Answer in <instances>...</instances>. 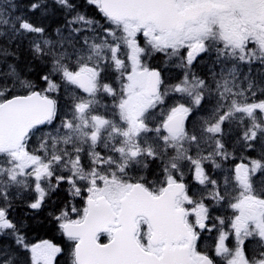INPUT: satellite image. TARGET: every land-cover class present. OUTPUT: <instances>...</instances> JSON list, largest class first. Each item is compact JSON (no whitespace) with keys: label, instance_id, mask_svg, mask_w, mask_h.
Returning <instances> with one entry per match:
<instances>
[{"label":"snow or ice","instance_id":"snow-or-ice-1","mask_svg":"<svg viewBox=\"0 0 264 264\" xmlns=\"http://www.w3.org/2000/svg\"><path fill=\"white\" fill-rule=\"evenodd\" d=\"M62 185L69 264H264V0H0V264Z\"/></svg>","mask_w":264,"mask_h":264},{"label":"trees","instance_id":"trees-1","mask_svg":"<svg viewBox=\"0 0 264 264\" xmlns=\"http://www.w3.org/2000/svg\"><path fill=\"white\" fill-rule=\"evenodd\" d=\"M17 2L23 7L24 5L30 4L32 0H17ZM77 3H82V0H77ZM88 10L90 13H95L96 11L94 8H89ZM29 15L37 21L43 19L40 12ZM60 20V14L57 13L55 17L43 20V22L50 24L51 27H55ZM21 53V62H26L27 54L24 52L23 48L21 49ZM32 68L34 72L39 71V68L35 65H33ZM66 187V185H62L61 188L48 199L43 209L39 212H30L23 204H20L14 213L15 216L26 221V235L30 243L50 240L63 249V252L56 258V264H69L68 253L70 242L59 230L58 225L53 219V215L57 210L67 202L66 192L64 191ZM75 203L78 207H83V203L79 199H77Z\"/></svg>","mask_w":264,"mask_h":264},{"label":"flooded vegetation","instance_id":"flooded-vegetation-1","mask_svg":"<svg viewBox=\"0 0 264 264\" xmlns=\"http://www.w3.org/2000/svg\"><path fill=\"white\" fill-rule=\"evenodd\" d=\"M149 63L152 66L162 65V58L158 56L155 59L150 60ZM253 69H254V72H259L261 70V67L259 64H254ZM197 70L201 71V72L207 71V69L204 67L203 62L197 66ZM178 74H179V70L174 68V67L165 73L166 76L171 77V78L176 77ZM210 244H211V240H204V241H202L201 246L205 247V246H208Z\"/></svg>","mask_w":264,"mask_h":264}]
</instances>
